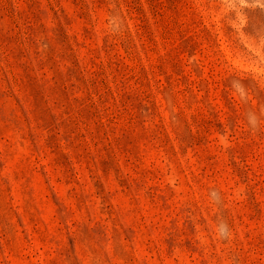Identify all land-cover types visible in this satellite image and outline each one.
I'll list each match as a JSON object with an SVG mask.
<instances>
[{
    "label": "rangeland",
    "instance_id": "374dc122",
    "mask_svg": "<svg viewBox=\"0 0 264 264\" xmlns=\"http://www.w3.org/2000/svg\"><path fill=\"white\" fill-rule=\"evenodd\" d=\"M0 264H264V0H0Z\"/></svg>",
    "mask_w": 264,
    "mask_h": 264
},
{
    "label": "clouds",
    "instance_id": "9594fccd",
    "mask_svg": "<svg viewBox=\"0 0 264 264\" xmlns=\"http://www.w3.org/2000/svg\"><path fill=\"white\" fill-rule=\"evenodd\" d=\"M218 231L220 232L221 236L227 235V227L226 225L221 224L218 228Z\"/></svg>",
    "mask_w": 264,
    "mask_h": 264
}]
</instances>
